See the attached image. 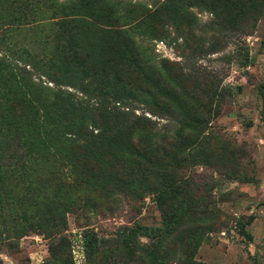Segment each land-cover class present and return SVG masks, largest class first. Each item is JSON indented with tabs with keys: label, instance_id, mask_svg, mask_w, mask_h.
Listing matches in <instances>:
<instances>
[{
	"label": "trees",
	"instance_id": "obj_1",
	"mask_svg": "<svg viewBox=\"0 0 264 264\" xmlns=\"http://www.w3.org/2000/svg\"><path fill=\"white\" fill-rule=\"evenodd\" d=\"M237 5L257 4L0 0L9 11L0 27V246L45 235L51 241L45 264H74L71 244L61 235L69 214L96 210L98 199L118 204L124 197L141 200L153 192L163 226L134 224L107 237L84 236L85 264H201L197 231L214 228L203 218L204 203L184 189L178 172L188 159L222 169L233 153L209 145L211 120L192 108L198 90L190 92L189 78H179L155 56L153 41L165 35L167 14L178 32L198 28L190 7L214 14L217 24L231 32ZM85 8L105 9L125 27L116 54L154 90H133L119 73L88 66L76 27ZM250 15L243 12L238 25ZM27 25H42L46 32L21 44L17 37ZM201 27L204 32L207 24ZM238 33L229 38L245 32ZM211 45L203 44L201 55L211 52ZM150 173L157 181L146 182ZM228 175L249 181L234 171Z\"/></svg>",
	"mask_w": 264,
	"mask_h": 264
},
{
	"label": "rangeland",
	"instance_id": "obj_2",
	"mask_svg": "<svg viewBox=\"0 0 264 264\" xmlns=\"http://www.w3.org/2000/svg\"><path fill=\"white\" fill-rule=\"evenodd\" d=\"M132 1H144L149 6L154 0ZM174 1L188 7L193 0ZM255 1L254 8L235 7L231 32L217 24L214 14L190 7L200 23L198 28L186 26L183 32H178L167 14L165 35L153 41L155 56L165 60L179 78H189L190 92L198 90L192 108L203 111L211 120L209 145L233 153L229 165L222 169L188 159L181 162L178 172L184 189L204 203L203 218L209 228H214L212 232L197 231L196 259L201 264H264V0ZM246 10L251 12L250 19L238 25L239 16ZM8 13L0 6V27ZM202 24H207L204 32ZM76 27L89 67L119 73L133 90H154L116 54L125 27L111 12L85 8ZM45 30L42 25H27L17 39L21 44H29ZM242 31L245 33L239 37L229 38L230 34ZM207 42H211L209 50L212 51L201 55L199 49ZM147 116L163 123L151 113ZM157 167V164L152 166L154 172ZM231 171L247 176L249 181L229 177ZM145 180L152 183L157 178L150 173ZM95 203L96 210L82 209L69 214L61 234L71 244L74 264L81 260L82 252L86 256L84 236L95 232L107 237L134 224L163 226L162 212L153 192L141 200L124 197L118 204L104 199ZM251 217L254 221L248 224ZM142 241L149 240L143 237ZM50 244L45 235L31 234L16 240L15 245H1L0 259L3 264H45Z\"/></svg>",
	"mask_w": 264,
	"mask_h": 264
},
{
	"label": "built area",
	"instance_id": "obj_3",
	"mask_svg": "<svg viewBox=\"0 0 264 264\" xmlns=\"http://www.w3.org/2000/svg\"><path fill=\"white\" fill-rule=\"evenodd\" d=\"M81 260H79V262H77L76 264H84V262H85V255L83 254V252H82V254H81Z\"/></svg>",
	"mask_w": 264,
	"mask_h": 264
}]
</instances>
